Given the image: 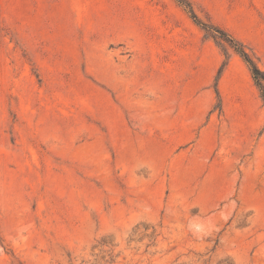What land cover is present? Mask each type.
Instances as JSON below:
<instances>
[{"label":"rangeland","instance_id":"374dc122","mask_svg":"<svg viewBox=\"0 0 264 264\" xmlns=\"http://www.w3.org/2000/svg\"><path fill=\"white\" fill-rule=\"evenodd\" d=\"M264 71V0H186ZM175 0H0V264H264V103Z\"/></svg>","mask_w":264,"mask_h":264},{"label":"trees","instance_id":"16d2710c","mask_svg":"<svg viewBox=\"0 0 264 264\" xmlns=\"http://www.w3.org/2000/svg\"><path fill=\"white\" fill-rule=\"evenodd\" d=\"M179 5L183 6L190 15V18L193 22L199 26L203 31L209 32L214 31L215 36L213 37L218 45L221 43H229L230 46L234 49L235 53L243 60V62L247 65V68L250 72L251 78L260 92L261 99L264 103V71L260 70L250 55L246 52L243 46L237 44L235 40L229 37L224 31L220 29L211 28L205 24H203L197 16L194 14L192 8L186 0H175Z\"/></svg>","mask_w":264,"mask_h":264}]
</instances>
